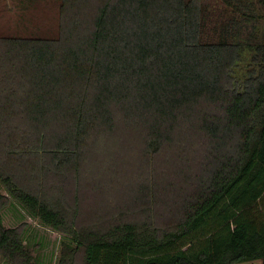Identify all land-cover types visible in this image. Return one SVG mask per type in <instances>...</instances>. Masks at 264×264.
Returning a JSON list of instances; mask_svg holds the SVG:
<instances>
[{"label":"trees","instance_id":"trees-1","mask_svg":"<svg viewBox=\"0 0 264 264\" xmlns=\"http://www.w3.org/2000/svg\"><path fill=\"white\" fill-rule=\"evenodd\" d=\"M13 1L2 264H264V0Z\"/></svg>","mask_w":264,"mask_h":264},{"label":"rangeland","instance_id":"rangeland-1","mask_svg":"<svg viewBox=\"0 0 264 264\" xmlns=\"http://www.w3.org/2000/svg\"><path fill=\"white\" fill-rule=\"evenodd\" d=\"M1 6L4 7L5 13L7 14L4 15L2 19L8 21L14 20L15 14L19 12V8L15 1L0 0V7ZM0 190L4 191L1 187ZM22 218H25L24 220H26L28 224L27 229L31 241L34 243L41 242V246L34 248L33 251V254H35L39 260L38 264H54L59 254L60 233L43 227L35 220L26 217L22 210L15 205L9 206L3 212V222L5 226L17 225ZM2 263L0 259V264ZM256 263L258 264V262ZM243 264H249V262Z\"/></svg>","mask_w":264,"mask_h":264},{"label":"crops","instance_id":"crops-1","mask_svg":"<svg viewBox=\"0 0 264 264\" xmlns=\"http://www.w3.org/2000/svg\"><path fill=\"white\" fill-rule=\"evenodd\" d=\"M243 263H245V262H243ZM243 263H239V264H243ZM249 264H257L256 262H254V263H249ZM258 264H259V262H258Z\"/></svg>","mask_w":264,"mask_h":264}]
</instances>
